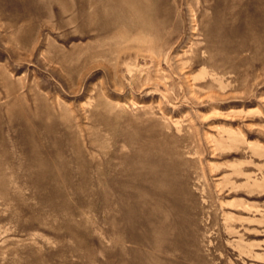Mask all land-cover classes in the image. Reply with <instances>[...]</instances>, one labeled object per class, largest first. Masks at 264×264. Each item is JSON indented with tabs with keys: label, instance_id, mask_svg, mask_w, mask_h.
Instances as JSON below:
<instances>
[{
	"label": "rangeland",
	"instance_id": "obj_1",
	"mask_svg": "<svg viewBox=\"0 0 264 264\" xmlns=\"http://www.w3.org/2000/svg\"><path fill=\"white\" fill-rule=\"evenodd\" d=\"M0 264H264V0H0Z\"/></svg>",
	"mask_w": 264,
	"mask_h": 264
},
{
	"label": "bare ground",
	"instance_id": "obj_2",
	"mask_svg": "<svg viewBox=\"0 0 264 264\" xmlns=\"http://www.w3.org/2000/svg\"><path fill=\"white\" fill-rule=\"evenodd\" d=\"M145 10V9H144ZM144 10H143V12H144ZM134 11H137L136 9H134Z\"/></svg>",
	"mask_w": 264,
	"mask_h": 264
}]
</instances>
